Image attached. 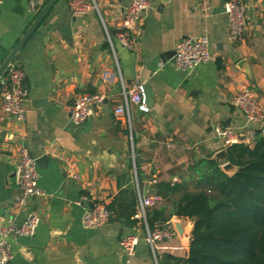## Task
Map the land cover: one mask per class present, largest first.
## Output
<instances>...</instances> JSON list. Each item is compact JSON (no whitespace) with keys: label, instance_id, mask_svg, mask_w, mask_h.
<instances>
[{"label":"crops","instance_id":"1","mask_svg":"<svg viewBox=\"0 0 264 264\" xmlns=\"http://www.w3.org/2000/svg\"><path fill=\"white\" fill-rule=\"evenodd\" d=\"M36 1L32 12L25 0H0V65L48 0ZM82 1L86 12L77 15L70 0H58L13 60L25 73L29 100L24 123L0 107V228L22 223L28 212L40 224L33 238H10L8 264H124L120 242L129 236L139 243L128 264H153L141 225L126 229L107 222L93 230L81 225L86 209L110 202L119 186H134L131 141L134 155L145 160L137 163L140 191L153 194L157 181H189L190 166L223 150L215 126H231L240 141L249 142L255 131H264L231 105L247 86L264 110V0H243L247 22L235 40L229 37L228 0H211L207 15L199 0H151L137 49L127 51L114 39V54L105 29L116 36L132 0ZM198 36L207 37L211 60L191 73L176 69L170 53L181 40ZM122 83L126 89L147 84L154 96L148 113L131 108L130 127L114 114ZM85 93L101 95L103 102L75 126L69 111ZM22 148L49 162L38 167L42 195L19 210L15 170ZM180 224L181 234L160 244L159 260L171 255L163 247L179 246L183 250L174 256H184L189 223Z\"/></svg>","mask_w":264,"mask_h":264},{"label":"built area","instance_id":"2","mask_svg":"<svg viewBox=\"0 0 264 264\" xmlns=\"http://www.w3.org/2000/svg\"><path fill=\"white\" fill-rule=\"evenodd\" d=\"M29 9L36 12L38 4L36 0H25ZM211 0H199L201 11L209 14ZM70 8L74 14L82 15L86 12L87 6L82 0H70ZM151 0H132L125 11L122 20L121 30L113 38L105 29V37L110 50L114 54V39L127 51L134 52L137 49V39L141 30L139 25L143 19V14L149 10ZM96 9V7L94 6ZM97 10V9H96ZM226 13L229 20V37L231 40L239 38L247 22V8L243 0H228L226 3ZM211 60L209 52V42L206 36L190 37L178 42L174 56L171 59L173 66L185 73L194 72L200 65L206 64ZM25 73L22 68L12 61L3 74L0 76V107L3 113L12 117L17 123L25 122V104L29 100V90L24 85ZM103 79L109 80L107 74ZM103 102V97L97 94L78 95L69 111V120L75 126L83 125L90 119L95 108ZM231 105L245 118L249 124H261L264 127V110L257 102L253 92L247 86H242L232 97ZM136 107L139 112L148 113L143 86L137 84L132 88L126 89L122 83V102L114 111L117 117H123L127 123L131 124L130 110ZM214 136L221 142L223 150L232 144H251V141H240L231 126L218 125L213 128ZM131 139V138H130ZM131 159L133 167V181L137 198V218L143 222L144 242L149 248L153 264L158 263V252L160 244L169 242L177 237V231L172 223L157 222L153 228L145 222L147 208L159 202V198L153 194H142L139 188L135 171L134 151L131 141ZM38 166L36 159L32 157L26 148L19 152V161L15 170L16 185L19 194L16 198L17 209H26L29 202L42 195L38 186ZM109 220V213L104 205H92L86 209L81 218V225L86 230L97 229ZM40 224V217L34 212H28L24 221L20 224L9 222L0 228V264H8L12 260V250L10 244L11 237L33 238ZM139 240L137 237L129 236L121 239L120 245L124 255V264H128L135 255ZM173 256L183 250L179 246L164 248Z\"/></svg>","mask_w":264,"mask_h":264},{"label":"trees","instance_id":"3","mask_svg":"<svg viewBox=\"0 0 264 264\" xmlns=\"http://www.w3.org/2000/svg\"><path fill=\"white\" fill-rule=\"evenodd\" d=\"M108 46V44H107ZM226 162L236 170L228 175L222 163L208 157L189 167V181L159 180L152 193L159 202L147 208L145 222L173 219L190 224L189 244L183 257L163 255L159 264H264V134L253 133L251 144H232ZM138 164L135 171L139 188ZM132 171V165L128 167ZM136 191L119 186L104 205L108 222L133 229L137 218Z\"/></svg>","mask_w":264,"mask_h":264},{"label":"water","instance_id":"4","mask_svg":"<svg viewBox=\"0 0 264 264\" xmlns=\"http://www.w3.org/2000/svg\"><path fill=\"white\" fill-rule=\"evenodd\" d=\"M58 0H48L47 3L45 4V6L42 8V10L39 12V14L36 16L35 20L33 21V23L30 25V27L27 29V31L25 32V34L22 36V38L19 40V42L14 46V48L11 50V52L8 54V56L5 58V60L2 62V64L0 65V76L3 74V72L5 71V69L7 68V66L14 60V58L16 57V55L18 54V52L21 50V48L25 45V43L28 41V39L31 37V35L33 34V32L38 28V26L40 25V23L42 22V20L47 16V14L49 13V11L51 10V8L53 7V5L57 2ZM171 57L174 56V52L170 53ZM168 56L169 55H165L162 59V61L165 63L166 60H168ZM130 87V86H129ZM127 87V89L129 88ZM143 94H144V98H145V102L147 106H152L153 103V92L152 89L149 85L145 84L143 85ZM264 134V131H263ZM214 159L218 160L220 163H222V171L228 175L234 173L235 171H242V168L236 170L233 166H231L229 163L226 162L227 157H226V150H221L219 152H217L214 155ZM134 161L136 163H145V160H142L138 155H134ZM49 162V158L47 157H41L39 159L36 160L37 166L40 169H43L44 163ZM45 165V164H44ZM180 220L177 219H173L172 223L174 224L177 233L182 232V228H181V224H180ZM185 224V223H184ZM190 229L191 226L189 224V234H190ZM189 234H188V241H189Z\"/></svg>","mask_w":264,"mask_h":264},{"label":"rangeland","instance_id":"5","mask_svg":"<svg viewBox=\"0 0 264 264\" xmlns=\"http://www.w3.org/2000/svg\"><path fill=\"white\" fill-rule=\"evenodd\" d=\"M158 257H159V255H158Z\"/></svg>","mask_w":264,"mask_h":264}]
</instances>
